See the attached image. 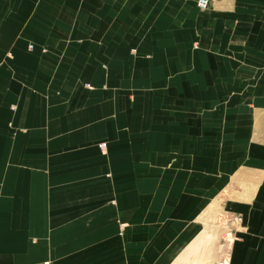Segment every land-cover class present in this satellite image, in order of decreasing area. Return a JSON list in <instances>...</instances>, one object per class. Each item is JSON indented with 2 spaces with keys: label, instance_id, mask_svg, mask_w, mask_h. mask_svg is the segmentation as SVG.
<instances>
[{
  "label": "crops",
  "instance_id": "obj_1",
  "mask_svg": "<svg viewBox=\"0 0 264 264\" xmlns=\"http://www.w3.org/2000/svg\"><path fill=\"white\" fill-rule=\"evenodd\" d=\"M215 202L264 264V0H0V264H210Z\"/></svg>",
  "mask_w": 264,
  "mask_h": 264
},
{
  "label": "rangeland",
  "instance_id": "obj_2",
  "mask_svg": "<svg viewBox=\"0 0 264 264\" xmlns=\"http://www.w3.org/2000/svg\"><path fill=\"white\" fill-rule=\"evenodd\" d=\"M201 9V8H200ZM116 82H123L124 76L120 74L115 75ZM127 77H130V79L135 81V83H139V75H128ZM139 86V85H137ZM153 95H149V98H169V91L162 93V92H153L151 91ZM146 91H140V90H132L131 91V101L133 102L132 104V110L134 111V107L136 102L139 100L138 98L142 97L143 98V111L148 108V102L146 98ZM234 92L228 91V99L233 98ZM145 101V102H144ZM146 103L147 105H144ZM228 142L230 140H227ZM233 141V140H232ZM105 143L101 144V146H104ZM217 145V144H216ZM229 147V143H228ZM229 150V149H228ZM207 226L211 228V236H210V243H211V259H210V264H225L226 259H220V251L222 253L224 251H228L229 245H231L232 241L234 240V236L236 234V231H238L242 227V216L241 215H230L226 214L223 212L219 205L215 202L211 206V218L209 222H207ZM226 245V246H224Z\"/></svg>",
  "mask_w": 264,
  "mask_h": 264
},
{
  "label": "built area",
  "instance_id": "obj_3",
  "mask_svg": "<svg viewBox=\"0 0 264 264\" xmlns=\"http://www.w3.org/2000/svg\"><path fill=\"white\" fill-rule=\"evenodd\" d=\"M209 1L210 0H198V6H199V8L205 9L208 6Z\"/></svg>",
  "mask_w": 264,
  "mask_h": 264
}]
</instances>
